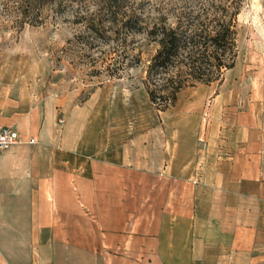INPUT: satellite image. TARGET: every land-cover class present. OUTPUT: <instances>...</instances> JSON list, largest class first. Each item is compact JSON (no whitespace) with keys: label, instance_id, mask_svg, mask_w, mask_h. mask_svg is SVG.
Masks as SVG:
<instances>
[{"label":"crops","instance_id":"obj_1","mask_svg":"<svg viewBox=\"0 0 264 264\" xmlns=\"http://www.w3.org/2000/svg\"><path fill=\"white\" fill-rule=\"evenodd\" d=\"M193 120L61 142L23 127L0 152V264H247L264 241L262 206L247 203L261 154L242 125L209 160ZM252 256L264 264V250Z\"/></svg>","mask_w":264,"mask_h":264},{"label":"rangeland","instance_id":"obj_2","mask_svg":"<svg viewBox=\"0 0 264 264\" xmlns=\"http://www.w3.org/2000/svg\"><path fill=\"white\" fill-rule=\"evenodd\" d=\"M125 1L146 16L171 18L183 0ZM238 1L234 65L210 84L181 90L172 107L159 110L150 104L141 82L144 63L128 66L118 76L110 57L103 58V50L118 42L113 34L92 32L76 21L97 9L101 0H0V124L20 133L33 126L41 137L59 142L81 134L94 139L100 126L122 139L185 113L200 124L198 135L210 144L209 160L228 152L224 144L246 125L245 136L255 141L262 161L259 181L247 185L259 200L247 203L264 211V0ZM133 39L145 59L153 44L144 34ZM262 250L264 241H254L241 262L250 264L259 258L252 255ZM222 260L230 258H217L215 264ZM232 260L238 264L239 258Z\"/></svg>","mask_w":264,"mask_h":264},{"label":"trees","instance_id":"obj_3","mask_svg":"<svg viewBox=\"0 0 264 264\" xmlns=\"http://www.w3.org/2000/svg\"><path fill=\"white\" fill-rule=\"evenodd\" d=\"M179 8L171 18L146 16L125 0H101L97 9L76 20L92 32L113 34L118 42L103 50V58L110 57L118 76L126 67L144 63L141 82L159 110L172 107L181 90L220 79L237 56L238 0H183ZM136 34L154 46L145 59L142 46L134 44Z\"/></svg>","mask_w":264,"mask_h":264},{"label":"built area","instance_id":"obj_4","mask_svg":"<svg viewBox=\"0 0 264 264\" xmlns=\"http://www.w3.org/2000/svg\"><path fill=\"white\" fill-rule=\"evenodd\" d=\"M21 139V134L16 128L8 124H0V152L5 148L17 143ZM29 143H34L35 138L33 136L28 137Z\"/></svg>","mask_w":264,"mask_h":264}]
</instances>
